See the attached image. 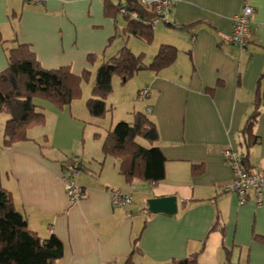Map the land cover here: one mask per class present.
Returning <instances> with one entry per match:
<instances>
[{"label": "crops", "instance_id": "obj_1", "mask_svg": "<svg viewBox=\"0 0 264 264\" xmlns=\"http://www.w3.org/2000/svg\"><path fill=\"white\" fill-rule=\"evenodd\" d=\"M103 1L0 0V36L6 41L0 43V70L7 67L4 46L27 43L44 68L67 65L75 74L83 69L92 74L90 84L81 83L80 95L62 108L33 99L45 118L27 129V140L3 144L8 115L0 112V182L15 208L38 236L53 234L61 241L62 255L50 264H123L137 236L133 264H166L194 252L199 264H264V243L258 239L264 236V190L260 204L252 195L240 204L219 188L232 178L222 150L242 148L240 131L257 90L264 88V0H251L243 49L227 42L243 0H173L170 23L152 25L150 43L122 33L121 17L116 28ZM161 44L177 49L174 61L159 71L136 72L129 85L113 77L105 99L110 110L92 117L85 101L96 67L123 45L143 53L147 64ZM89 54L95 55L93 63ZM142 87L149 96L139 101ZM258 110L249 170H264V102ZM135 112L157 128L153 145L165 157L162 181L127 182L119 159L102 152L107 131L121 120L131 122ZM72 157L81 161L76 180L84 191L73 204L61 178ZM114 189L130 191L132 202L113 207ZM171 195L177 199L175 214L148 211L149 199Z\"/></svg>", "mask_w": 264, "mask_h": 264}, {"label": "trees", "instance_id": "obj_2", "mask_svg": "<svg viewBox=\"0 0 264 264\" xmlns=\"http://www.w3.org/2000/svg\"><path fill=\"white\" fill-rule=\"evenodd\" d=\"M122 7L127 14L120 13ZM103 12L113 19L116 28L119 17L126 21L122 33L137 36L146 43L152 41V25L145 21L153 15L135 0H104ZM130 13L136 14L139 20L129 18ZM5 42L0 36V43ZM4 51L7 67L0 70V112L8 115L3 129V144L9 146L27 140V129L44 122V113L34 104V98L47 100L62 108L80 95L81 83L89 82L92 74L88 69L75 74L67 65L44 68L27 43L4 46ZM176 54L175 47L161 44L152 60L146 64L143 53L135 54L123 45L94 71L90 94L85 101L89 114L102 118L110 110L105 99L112 91L113 76L126 83L140 70L159 71L168 66ZM87 60L93 63L95 55L89 54ZM260 101L264 102V88L257 90L254 109L240 131L238 145L242 146L243 165L247 170L249 148L258 142L253 126L259 115ZM95 137L98 138V134ZM139 138L151 146H143L138 142ZM157 139L155 124L144 113L135 112L131 122L121 120L107 131L101 148L104 155L119 159V173L127 182L132 179L159 182L165 177V157L159 147L153 145ZM191 171L197 173L198 167L193 166ZM138 239L137 236L133 240L130 255L137 249ZM258 239L264 243V236H258ZM62 252V243L55 235L41 238L28 228L25 216L15 208L9 191L0 182V264H50L59 259ZM130 255L123 264H133ZM166 264H199L198 253L172 259Z\"/></svg>", "mask_w": 264, "mask_h": 264}, {"label": "built area", "instance_id": "obj_3", "mask_svg": "<svg viewBox=\"0 0 264 264\" xmlns=\"http://www.w3.org/2000/svg\"><path fill=\"white\" fill-rule=\"evenodd\" d=\"M31 4H44L45 0H23ZM173 0H138V4L146 11L150 12L153 17L145 21V23L154 25L157 23H170L168 17L173 7ZM122 15L127 14L126 10L120 8ZM253 14V6L251 0H243L241 9L232 18V29L227 37V42L240 47H246L247 35L251 24V16ZM129 18L139 20L136 14H128ZM149 96V89L142 87L138 90L137 99L145 100ZM148 110V108H146ZM222 155L232 170V178L221 185L219 188L223 192L233 193L236 195L240 204L245 203L250 195L254 197L257 204L261 202V194L264 190V170L254 169L247 170L243 165V153L235 147H225ZM81 161L72 157L69 159L65 170L61 176L64 184L65 193L70 203H76L83 197V188L76 180V176L81 169ZM133 185L130 186L132 188ZM132 202L130 191H122L114 189L111 191V203L113 207L128 205Z\"/></svg>", "mask_w": 264, "mask_h": 264}, {"label": "water", "instance_id": "obj_4", "mask_svg": "<svg viewBox=\"0 0 264 264\" xmlns=\"http://www.w3.org/2000/svg\"><path fill=\"white\" fill-rule=\"evenodd\" d=\"M148 211L172 215L177 212V199L175 196L155 197L147 201Z\"/></svg>", "mask_w": 264, "mask_h": 264}, {"label": "rangeland", "instance_id": "obj_5", "mask_svg": "<svg viewBox=\"0 0 264 264\" xmlns=\"http://www.w3.org/2000/svg\"><path fill=\"white\" fill-rule=\"evenodd\" d=\"M126 40H127V39H126ZM113 77H118V76L115 75V76H113ZM130 81H131V80L127 81L126 83H123L122 85H125V84H126V85H129ZM86 83H89V84H90V81H89V82H82V84H86ZM86 85H87V84H86ZM104 117H105V116H104Z\"/></svg>", "mask_w": 264, "mask_h": 264}]
</instances>
